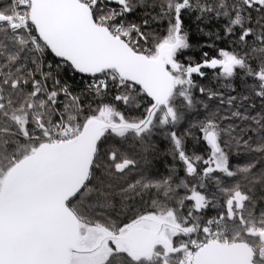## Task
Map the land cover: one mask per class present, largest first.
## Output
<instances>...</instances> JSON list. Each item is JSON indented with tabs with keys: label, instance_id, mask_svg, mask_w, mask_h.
I'll list each match as a JSON object with an SVG mask.
<instances>
[{
	"label": "snow or ice",
	"instance_id": "snow-or-ice-1",
	"mask_svg": "<svg viewBox=\"0 0 264 264\" xmlns=\"http://www.w3.org/2000/svg\"><path fill=\"white\" fill-rule=\"evenodd\" d=\"M0 264H264V0H2Z\"/></svg>",
	"mask_w": 264,
	"mask_h": 264
},
{
	"label": "trees",
	"instance_id": "trees-1",
	"mask_svg": "<svg viewBox=\"0 0 264 264\" xmlns=\"http://www.w3.org/2000/svg\"><path fill=\"white\" fill-rule=\"evenodd\" d=\"M0 2H2V0H0ZM193 16H195V13H193ZM197 23L195 22L191 17H189L186 20V26L189 29L191 35H190V42L192 44H199L201 41H204L207 39V37L199 34L197 32ZM209 27H212V25H209ZM164 26L160 25L157 26V31L159 32H163ZM223 46V45H222ZM201 51H210L209 49H201L200 51H190L188 53H186V55H191V56H195L197 60L200 59L201 56ZM210 54H214V52L210 51ZM51 57H49V62H51ZM61 75H64L63 72H61ZM86 78V77H85ZM84 78V79H85ZM64 79L67 80V82L72 85L74 88H76L77 90H79V88L81 87V77L80 76H76L74 74H72L71 72H69L67 75L64 76ZM251 81H249L250 83ZM200 83H202L203 85L213 88V89H217V90H225L222 85L225 84L226 82L224 81H217L215 79H213L211 73H209L208 77L203 80L200 81ZM235 87L237 88V91L245 93V83L240 80L237 79L235 82ZM235 94V93H233ZM247 94V93H245ZM197 95H199L197 93ZM258 103V101H257ZM215 103L213 104V107H215ZM189 118H200L197 116V114L193 113V114H189ZM167 145L165 142L160 141V151L159 153L153 158V171L154 173H158V174H166V165L171 164L172 161L170 159L169 156L165 155V149H166ZM188 147L190 149H193L199 153H204L206 152V148L203 145H193V143L191 141H189V145ZM214 214V213H211Z\"/></svg>",
	"mask_w": 264,
	"mask_h": 264
},
{
	"label": "built area",
	"instance_id": "built-area-1",
	"mask_svg": "<svg viewBox=\"0 0 264 264\" xmlns=\"http://www.w3.org/2000/svg\"><path fill=\"white\" fill-rule=\"evenodd\" d=\"M87 78H85V80H86Z\"/></svg>",
	"mask_w": 264,
	"mask_h": 264
}]
</instances>
